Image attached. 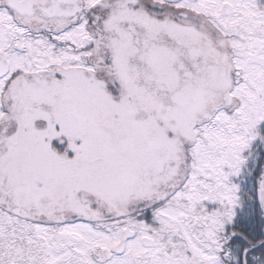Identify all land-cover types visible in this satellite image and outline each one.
<instances>
[{
    "label": "snow or ice",
    "instance_id": "obj_1",
    "mask_svg": "<svg viewBox=\"0 0 264 264\" xmlns=\"http://www.w3.org/2000/svg\"><path fill=\"white\" fill-rule=\"evenodd\" d=\"M0 264H264V0H0Z\"/></svg>",
    "mask_w": 264,
    "mask_h": 264
}]
</instances>
